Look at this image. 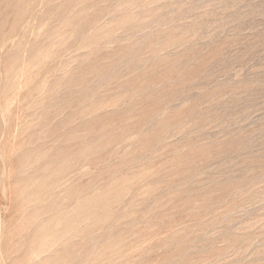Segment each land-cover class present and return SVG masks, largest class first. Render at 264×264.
Masks as SVG:
<instances>
[{
    "label": "rangeland",
    "instance_id": "1",
    "mask_svg": "<svg viewBox=\"0 0 264 264\" xmlns=\"http://www.w3.org/2000/svg\"><path fill=\"white\" fill-rule=\"evenodd\" d=\"M0 264H264V0H0Z\"/></svg>",
    "mask_w": 264,
    "mask_h": 264
}]
</instances>
